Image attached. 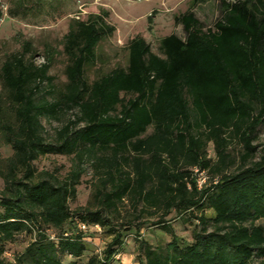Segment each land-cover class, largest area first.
<instances>
[{
    "label": "trees",
    "instance_id": "16d2710c",
    "mask_svg": "<svg viewBox=\"0 0 264 264\" xmlns=\"http://www.w3.org/2000/svg\"><path fill=\"white\" fill-rule=\"evenodd\" d=\"M204 1L191 0L174 16L184 37H162L161 54L132 37L126 66L91 83L85 68L115 30L103 11L73 20L63 36L66 82L59 90L47 74L49 63L35 64L29 42L5 57L0 134L12 154L0 159V264L80 258L88 249L83 234L95 225L111 239L101 257L90 256L86 264H109L132 232L136 264H264V226L256 224L264 219V153L257 155L253 145L264 124V0H219L221 16L206 29L192 12ZM65 113L70 117L47 139L42 119ZM208 143L214 160L207 157ZM233 143L242 147L234 170ZM48 155L70 158L63 177L35 167ZM88 167L92 201L72 211L69 200ZM195 169L207 176L201 188ZM125 200L137 215L116 227L109 217ZM173 212L174 219L186 215L195 223L190 243L182 245L165 220ZM154 213V224L171 236L164 245L138 233L141 216ZM32 232L36 237L14 261L3 257L6 242Z\"/></svg>",
    "mask_w": 264,
    "mask_h": 264
},
{
    "label": "rangeland",
    "instance_id": "374dc122",
    "mask_svg": "<svg viewBox=\"0 0 264 264\" xmlns=\"http://www.w3.org/2000/svg\"><path fill=\"white\" fill-rule=\"evenodd\" d=\"M0 4L3 12L0 19V67L7 55L20 51L22 42L27 41L31 45L35 64L49 63L47 74L52 78L54 88L59 90L66 82L64 69L67 59L62 54V38L73 20H85L90 14L103 11L107 13L105 21L115 28L111 36L102 39L96 46L95 63L85 68V79L91 83L98 76L115 67L124 68L126 66L127 44L132 37H142L149 44L151 51L156 54H161L159 41L162 37L174 33L183 38V29L180 24L174 22L173 18L186 11L191 5V0H57L41 5L34 4L29 0H22V2L21 0H0ZM192 12L206 29L212 27L220 18L222 8L219 0H205L193 6ZM4 94L0 81V96ZM68 117H70V113L62 114L58 119L43 118L42 124L46 138L51 139L55 130L61 127ZM2 141L0 134L1 160L12 154L10 146ZM253 145L257 155L264 153V124L257 128ZM229 151L235 161L230 169L234 170L239 164L242 147L233 143ZM206 153L207 157L215 159L212 143H208ZM34 165L38 170H58L63 177L70 167V158L48 155L40 157L34 162ZM92 171V168L88 167L81 177L76 186L75 199L69 200L70 210L84 208L92 201L91 182L94 181V172ZM2 186L3 182L0 178V190ZM205 214L208 216L211 211L205 209ZM136 215L137 213L130 208V204L125 200L119 206V214H114L113 218H109L118 227V224L124 222L126 218ZM174 215L173 212L165 220L182 245L190 243L195 223L186 219V215L177 219H174L176 217ZM157 216L158 213L142 215L140 220L143 221V224L138 232L143 239L154 246L164 245L171 238L163 225L154 224ZM256 224L264 226V219L257 221ZM45 231L52 239L56 238V231L48 228H45ZM132 233L125 234L122 248L109 264H136V245ZM83 235L87 251L80 258L60 255L63 264H86L90 256L101 257L102 250L111 239L109 233L103 228L95 231L88 228ZM35 237L34 232L15 235L13 240L4 244L3 257L14 261ZM257 261L259 259L254 258V262L257 263Z\"/></svg>",
    "mask_w": 264,
    "mask_h": 264
},
{
    "label": "built area",
    "instance_id": "2783aa9c",
    "mask_svg": "<svg viewBox=\"0 0 264 264\" xmlns=\"http://www.w3.org/2000/svg\"><path fill=\"white\" fill-rule=\"evenodd\" d=\"M196 177H197V186L198 188H201L203 185L207 183V176L204 171H198L197 169L194 170ZM95 230H100L98 225L94 226ZM82 230H86V227L84 225H81Z\"/></svg>",
    "mask_w": 264,
    "mask_h": 264
}]
</instances>
